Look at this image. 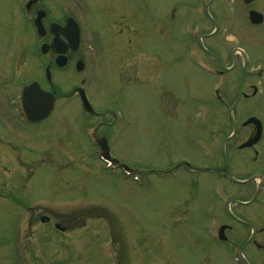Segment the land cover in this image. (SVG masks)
Instances as JSON below:
<instances>
[{"label":"rangeland","instance_id":"374dc122","mask_svg":"<svg viewBox=\"0 0 264 264\" xmlns=\"http://www.w3.org/2000/svg\"><path fill=\"white\" fill-rule=\"evenodd\" d=\"M21 1L0 0V264H235L209 233L217 237L219 219L230 221L220 214L224 201L250 198L256 182L233 187L218 178L232 124L227 110L211 109L215 78L166 42L181 29L172 15L187 20L183 0H76L85 70L57 68L54 114L35 126L24 125L12 104L22 85L42 77L51 55L41 54ZM256 82L261 92L243 100L240 120L256 114L264 121V81ZM236 83L227 86L226 104ZM77 86L90 93L96 118L81 110ZM94 121L105 124L94 130ZM238 131L228 144L231 170L240 178L264 174V138L256 156L238 153L250 129ZM93 136H106L115 156L146 171L132 174L138 180L102 172ZM181 158L202 169L196 180ZM175 162L176 174L158 171ZM233 207L263 229L264 204ZM248 236L236 225L228 242L240 247ZM255 240L264 245V233ZM262 254L253 244L245 250L256 264Z\"/></svg>","mask_w":264,"mask_h":264},{"label":"flooded vegetation","instance_id":"af4514ba","mask_svg":"<svg viewBox=\"0 0 264 264\" xmlns=\"http://www.w3.org/2000/svg\"><path fill=\"white\" fill-rule=\"evenodd\" d=\"M75 1L36 0L28 8V11L36 15L38 11H45L44 24L46 26L51 23L64 26L67 19L74 16L72 12L75 9ZM180 3L183 4L182 16L187 17L188 21L185 18L184 24L179 21L181 29L178 32L180 34L174 35L176 44L188 53L194 48L202 57L205 55L211 64L232 77L231 82L239 81L235 95L240 94L247 97L246 99L251 98L252 89L254 90L255 87L254 80L264 76V0H207V7H202L200 13L202 18L199 19L196 17H199L198 13L201 11L200 1L183 0ZM54 10L57 12L55 15ZM251 11L262 14V23L256 25L249 21V12ZM172 18L175 20V13ZM191 20L192 27H188L187 23ZM194 28H197L198 32V39L195 41L190 34ZM47 36H49L48 42H51L52 36ZM228 36H231L232 39ZM235 36L239 37L237 41L234 40ZM175 41L173 42L175 43ZM227 42L230 43L229 47ZM183 49H181V56L186 59ZM246 128H250L251 131L245 139L254 130L251 125ZM237 142H235V146ZM234 148L232 147L231 150L234 151ZM258 198L259 195L256 200ZM256 200L253 204L256 203ZM259 200L264 203V188H262ZM261 233H264V226L263 229L255 232V234ZM257 246L264 251V245Z\"/></svg>","mask_w":264,"mask_h":264},{"label":"water","instance_id":"95a60500","mask_svg":"<svg viewBox=\"0 0 264 264\" xmlns=\"http://www.w3.org/2000/svg\"><path fill=\"white\" fill-rule=\"evenodd\" d=\"M72 42L77 40L70 38ZM62 51V50H60ZM63 58L58 59L59 65H63ZM78 70H81V66H78ZM24 110L27 117L32 121H41L47 118L53 110L54 97L45 93L37 84H33L24 95Z\"/></svg>","mask_w":264,"mask_h":264}]
</instances>
